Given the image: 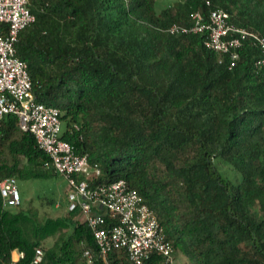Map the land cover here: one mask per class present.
<instances>
[{"label": "trees", "instance_id": "obj_1", "mask_svg": "<svg viewBox=\"0 0 264 264\" xmlns=\"http://www.w3.org/2000/svg\"><path fill=\"white\" fill-rule=\"evenodd\" d=\"M29 0L34 21L16 55L35 100L61 110V139L101 168L91 183L124 179L142 196L182 264H264V69L244 40L231 60L205 34H172L222 7L231 21L264 36V0ZM48 155L17 118L0 120V179L42 178ZM53 173H52V172ZM55 174V173H54ZM0 196V264H104L90 228ZM57 233L59 239L49 244ZM35 248L42 260L33 263ZM114 264H130L113 251ZM141 264H164L152 253Z\"/></svg>", "mask_w": 264, "mask_h": 264}, {"label": "built area", "instance_id": "obj_2", "mask_svg": "<svg viewBox=\"0 0 264 264\" xmlns=\"http://www.w3.org/2000/svg\"><path fill=\"white\" fill-rule=\"evenodd\" d=\"M34 18L29 0H0V120L6 114L15 115L20 130L30 133L48 155L45 167L66 181V211H76L90 228L104 264H114L108 257L113 251H124L130 264H141L152 253L160 254L164 264H182L139 192L124 179L91 183L101 174L99 164L91 162L87 154L75 153L73 146L61 139V110L35 100L27 64L15 49L19 32ZM166 30L172 34H205V46L229 55L231 60L238 57L243 41L250 40L260 50L254 65L264 69V36L235 24L222 7L210 9L206 16L195 10L190 13L189 24L172 23ZM0 196L6 207L20 205L15 177L0 179ZM23 255L19 251L17 260ZM42 256L41 248H35L32 262H40ZM82 256L88 264L95 257L86 247Z\"/></svg>", "mask_w": 264, "mask_h": 264}, {"label": "rangeland", "instance_id": "obj_3", "mask_svg": "<svg viewBox=\"0 0 264 264\" xmlns=\"http://www.w3.org/2000/svg\"><path fill=\"white\" fill-rule=\"evenodd\" d=\"M176 0H156L155 8L160 10L164 5L174 3ZM63 130V124H62ZM52 172V171H51ZM53 173V172H52ZM17 189L21 197L20 208H29L32 212L49 217H63L66 211V181L57 174H51L42 178H18L16 179ZM74 220H82L78 214ZM60 238L57 233L49 238V244ZM181 262L185 261L179 256Z\"/></svg>", "mask_w": 264, "mask_h": 264}, {"label": "crops", "instance_id": "obj_4", "mask_svg": "<svg viewBox=\"0 0 264 264\" xmlns=\"http://www.w3.org/2000/svg\"><path fill=\"white\" fill-rule=\"evenodd\" d=\"M18 256H19V252L17 250H13L11 253L12 259L17 260Z\"/></svg>", "mask_w": 264, "mask_h": 264}, {"label": "clouds", "instance_id": "obj_5", "mask_svg": "<svg viewBox=\"0 0 264 264\" xmlns=\"http://www.w3.org/2000/svg\"><path fill=\"white\" fill-rule=\"evenodd\" d=\"M21 198V197H20ZM20 206V205H19ZM19 252V251H18Z\"/></svg>", "mask_w": 264, "mask_h": 264}]
</instances>
